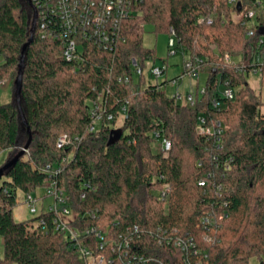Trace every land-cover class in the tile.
<instances>
[{
    "label": "trees",
    "instance_id": "trees-1",
    "mask_svg": "<svg viewBox=\"0 0 264 264\" xmlns=\"http://www.w3.org/2000/svg\"><path fill=\"white\" fill-rule=\"evenodd\" d=\"M257 1L239 0V7L228 0H143L121 21L112 48L84 41L81 57L74 61L62 56L59 37H42L37 20L21 95L32 140L17 163L0 175V264H83L75 243L54 229L53 212L21 221L14 217L19 193H33L51 178L77 214L71 224L116 232L137 224L144 250L160 262L186 264L182 249L169 241L182 237L191 238L198 251L188 254V264H250L254 256L264 264V101L240 68L248 63L260 32L249 36L243 20L233 19L247 6L264 22V0L262 5ZM33 16L28 0H0V81L12 82V100L0 101V154L6 152L9 159L28 142L15 79ZM201 16L205 20L199 23ZM147 24L170 34L172 27L177 46L207 73L206 90L197 94L195 106L170 95L168 79L147 82L144 66L150 60L154 66L157 59L155 48L143 43ZM225 53L242 59L225 64ZM227 80L236 89L232 99L221 95ZM101 93L114 119L91 131V101ZM214 100L220 107L212 105ZM124 105L122 135L108 145ZM201 113L225 123L219 144L197 133ZM155 133L171 140L168 157L155 152ZM63 134L78 139L59 148ZM48 165L61 170L49 173ZM164 182L171 188L161 198L158 189ZM41 218L44 230L36 225Z\"/></svg>",
    "mask_w": 264,
    "mask_h": 264
},
{
    "label": "built area",
    "instance_id": "built-area-1",
    "mask_svg": "<svg viewBox=\"0 0 264 264\" xmlns=\"http://www.w3.org/2000/svg\"><path fill=\"white\" fill-rule=\"evenodd\" d=\"M143 0H31L33 6L37 11V20H39V32L42 37L60 38L62 40V56L67 61H74L81 57V52L84 49V41H92L95 44L104 46L105 48H112L115 43V38L120 33L121 21L131 16L136 7L141 4ZM230 4H239V0H228ZM258 5H262L260 0ZM233 19L243 20L247 28L249 36L260 32V28L264 26L258 13L253 8L244 7L240 12L233 14ZM205 17L201 16L197 22H202ZM211 21V18H208ZM52 22L54 24H52ZM171 36L168 41L169 54L175 53L178 48V40L171 27ZM178 47V48H177ZM215 48V45L211 46ZM242 56L234 57L230 53H225L222 56V61L225 64H235L240 62ZM199 62L201 60H198ZM135 71L139 74L141 67L135 58L132 59ZM240 68L250 73H256L260 76V81L264 75V34L260 33L256 44L252 50L248 63H242ZM167 71L166 66L154 65L151 67V74L160 77ZM199 68L197 61L189 59V56L184 53L182 75L199 76ZM122 77L119 78L122 81ZM174 79V80H173ZM178 83L179 78L169 79V82ZM205 86L197 88L187 93L186 96L180 93H175L173 96L182 104L195 106L197 101V94H204ZM236 89L230 83L225 81L222 85L221 95L224 98H234ZM214 107H220V101L214 100ZM91 124L89 129L95 131L99 128L104 120H113L114 114L107 112L104 106L103 93L99 94L96 100L91 101ZM120 112L124 118L127 117L126 105H124ZM225 123L216 116L201 113L198 116L196 131L200 135L213 138L219 144L221 137L225 132ZM159 138V134L155 133ZM78 139L77 136L69 134L61 135L57 140L59 148L72 144ZM160 146L159 152L163 157H168L172 148V142L166 137L158 139ZM229 168V166H227ZM45 170L49 173L58 174L59 167L48 165ZM201 181L200 184H204ZM46 186V194L52 196L53 201L48 204L46 211L53 212L54 229L62 232L70 242H74L78 248V253L83 259V264H168L160 262L156 257L146 253V245H142L140 240L144 233L140 231L137 224L133 227L129 226L125 231H111L110 228H101L92 224H84L82 227L71 224L76 216L67 220V216L72 215L73 209L71 207L70 198L68 194L58 186L56 178H51ZM171 186L168 182H164L158 189V195L164 198ZM24 200L29 204L31 213L37 214L38 198L33 193L24 194ZM85 194H82L84 197ZM44 212V211H42ZM41 212V213H42ZM96 216L95 214L93 215ZM36 225L46 229V223L43 218L36 221ZM174 231V230H173ZM155 237V232L150 234ZM175 246L182 249L184 253V260L186 264L189 263L190 252L197 254L195 244L192 239H184L182 237H172L169 239ZM159 243L162 242L160 238Z\"/></svg>",
    "mask_w": 264,
    "mask_h": 264
},
{
    "label": "rangeland",
    "instance_id": "rangeland-1",
    "mask_svg": "<svg viewBox=\"0 0 264 264\" xmlns=\"http://www.w3.org/2000/svg\"><path fill=\"white\" fill-rule=\"evenodd\" d=\"M171 34L169 32H155L154 26L151 24H147L145 26V31L143 35V43L146 47H153L156 50L157 59L155 61V65L157 66H166L167 71L160 77H156L151 74V65L153 62L150 60L144 66L143 72L146 75L147 82L156 83L160 82L163 79H172L179 78L177 84L173 82H169L167 91L170 95H174L175 93H180L183 96H186L188 92L192 90H196L197 88H201L204 86L207 80L206 72H199V76H190V75H182V65L184 58V50L183 48H178L175 53L169 54L168 41ZM187 55V54H186ZM237 57V56H234ZM168 58V61L165 62L164 59ZM4 60L3 56L0 54V63ZM174 80V79H173ZM247 80L253 90L260 94V98L264 101V84L260 81L259 74L250 73L247 76ZM12 82L10 79H6L0 81V101L1 102H9L12 100V92H11ZM261 112L264 114V105L261 108ZM124 116L121 113L118 117L116 128H121L123 123ZM29 135L27 136V140ZM160 146L158 143L154 144L155 152H158ZM9 156L6 155V152L0 154V164L6 163L9 159ZM24 193H19L18 203L14 208V216L16 220H26L36 215L31 213L29 210V204L24 200ZM33 195L38 198L37 202V214L42 211H46L48 208V204L53 201L52 196L46 194V186L38 187ZM76 216V212L73 211L72 215L67 216V220H71ZM3 237L0 235V255H3ZM260 260L258 257L254 256L250 259V264H259Z\"/></svg>",
    "mask_w": 264,
    "mask_h": 264
},
{
    "label": "water",
    "instance_id": "water-1",
    "mask_svg": "<svg viewBox=\"0 0 264 264\" xmlns=\"http://www.w3.org/2000/svg\"><path fill=\"white\" fill-rule=\"evenodd\" d=\"M28 2L31 4V6L33 7L34 10V16H33V22H32V27H31V35L28 39V41L23 45L22 47V52H21V56H20V62H19V69H18V74L17 77L15 79V84H16V91H15V99H16V104L20 113V116L23 120V122L27 125V129L29 132V139L28 142L26 143L25 147L18 152L14 157H12L11 159H9L6 163H4L2 166H0V175L9 167L13 166L14 164L17 163V161L23 156V154L25 153L26 149L28 148L31 140H32V132H31V128L28 125L27 122V118L25 115V112L23 110V106H22V99H21V95H22V86H23V71H24V66H25V56H26V51L28 46L30 45V43L33 41L34 36H35V32H36V28H37V11L36 8L33 6L31 0H28ZM240 3H239V7H240ZM260 33L264 34V26H262L260 28ZM122 135V129L121 128H115L111 131L109 140H108V145L113 144L116 140H118L120 138V136Z\"/></svg>",
    "mask_w": 264,
    "mask_h": 264
},
{
    "label": "crops",
    "instance_id": "crops-1",
    "mask_svg": "<svg viewBox=\"0 0 264 264\" xmlns=\"http://www.w3.org/2000/svg\"><path fill=\"white\" fill-rule=\"evenodd\" d=\"M50 203H51V202H50ZM50 203H49V204H50ZM14 217H15V216H14Z\"/></svg>",
    "mask_w": 264,
    "mask_h": 264
}]
</instances>
